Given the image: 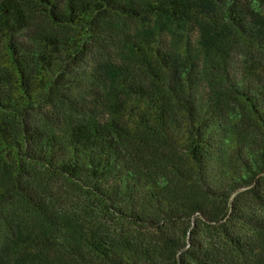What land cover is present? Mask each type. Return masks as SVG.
<instances>
[{
  "label": "trees",
  "instance_id": "1",
  "mask_svg": "<svg viewBox=\"0 0 264 264\" xmlns=\"http://www.w3.org/2000/svg\"><path fill=\"white\" fill-rule=\"evenodd\" d=\"M0 264H264V0H0Z\"/></svg>",
  "mask_w": 264,
  "mask_h": 264
}]
</instances>
